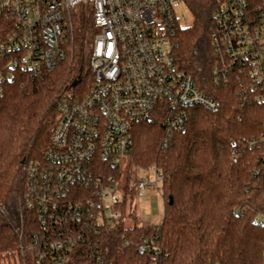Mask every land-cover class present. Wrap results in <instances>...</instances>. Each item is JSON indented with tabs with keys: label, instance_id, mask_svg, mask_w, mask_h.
<instances>
[{
	"label": "built area",
	"instance_id": "1",
	"mask_svg": "<svg viewBox=\"0 0 264 264\" xmlns=\"http://www.w3.org/2000/svg\"><path fill=\"white\" fill-rule=\"evenodd\" d=\"M217 2L213 72L219 82H236L241 102L264 104V0ZM181 5L188 0H0V93L19 73L40 76L64 62L74 13L90 12L95 29L87 95L79 99L71 87L55 97L59 120L51 145L42 160L23 166V202L40 231L29 241L21 231V250L34 264H73L72 254L97 253L92 235L120 225L127 195L122 165L139 124L161 121L166 146L171 133L187 129L190 108H219L176 64ZM247 143L264 150V134ZM231 153L237 161L236 149ZM162 181L154 166L153 177L131 186L148 203L146 191L161 193ZM255 222L264 226V212ZM138 250L144 255L156 247L145 240Z\"/></svg>",
	"mask_w": 264,
	"mask_h": 264
},
{
	"label": "trees",
	"instance_id": "2",
	"mask_svg": "<svg viewBox=\"0 0 264 264\" xmlns=\"http://www.w3.org/2000/svg\"><path fill=\"white\" fill-rule=\"evenodd\" d=\"M217 3L188 0L194 22L177 29L175 60L219 108H190L187 129L171 133L166 146L167 131L161 121H146L135 129L131 160L139 167L156 166L163 175L162 222L127 228L123 218L119 226L92 235L97 253L72 254L73 264H264V226L255 222L256 215L264 212V150L247 143L264 134V104L241 102L236 82H219L213 72L216 58L210 42L217 26ZM3 25L0 17V42ZM94 36L91 13H74L64 62L52 72L19 73L2 84L0 264H34L32 256L21 250L25 241L20 232L29 241L40 231L36 215L23 202V166L42 160L51 145L59 120L55 97L73 88L74 82H78L74 89L78 98L87 95L94 81L90 68ZM232 149L238 153L237 161ZM130 181L123 179L127 195L135 193L127 184ZM126 197L121 207L124 217ZM145 240L156 250L142 255L138 249Z\"/></svg>",
	"mask_w": 264,
	"mask_h": 264
},
{
	"label": "rangeland",
	"instance_id": "3",
	"mask_svg": "<svg viewBox=\"0 0 264 264\" xmlns=\"http://www.w3.org/2000/svg\"><path fill=\"white\" fill-rule=\"evenodd\" d=\"M176 13L181 19L182 27H190L193 25L194 16L187 6H179L176 9ZM67 89L68 87L62 90L61 94L66 92ZM121 175L123 176V179H132V182H127L128 186H130L133 182L145 178L146 176L153 177L154 166L149 168L139 167L133 163L131 158H129L123 161ZM146 194L149 196L148 203L143 202L136 193L127 195L125 217L123 219V225L125 227L130 228L134 226L158 225L162 222L165 208L162 194L155 190H147ZM133 208H136V210L134 214H131L133 212ZM4 264L13 263L7 262Z\"/></svg>",
	"mask_w": 264,
	"mask_h": 264
},
{
	"label": "water",
	"instance_id": "4",
	"mask_svg": "<svg viewBox=\"0 0 264 264\" xmlns=\"http://www.w3.org/2000/svg\"><path fill=\"white\" fill-rule=\"evenodd\" d=\"M77 84H78V82H74V83H73V87H75ZM172 203H173V199L170 198V202H169V204H172Z\"/></svg>",
	"mask_w": 264,
	"mask_h": 264
}]
</instances>
